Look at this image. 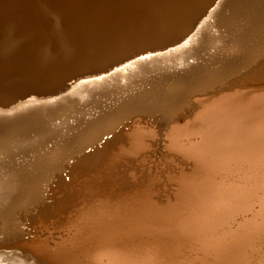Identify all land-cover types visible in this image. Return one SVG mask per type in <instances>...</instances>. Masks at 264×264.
Masks as SVG:
<instances>
[{
    "label": "bare ground",
    "instance_id": "1",
    "mask_svg": "<svg viewBox=\"0 0 264 264\" xmlns=\"http://www.w3.org/2000/svg\"><path fill=\"white\" fill-rule=\"evenodd\" d=\"M4 1L1 18L16 13L29 36L41 34L33 73L39 84L29 90L44 94L87 73L89 64L100 65L106 55L114 64L132 52L174 41L214 0H37L33 14L25 9L27 0ZM20 39H9L2 53H12ZM58 55L68 63L75 58L74 63L67 69L51 66ZM17 60L10 68L22 67ZM29 61L28 69L33 57ZM255 84L249 92L211 88L212 94L193 100L191 120L188 110L168 122L166 135L190 155L177 156L180 180L171 184L170 193L175 205L159 206L171 199L169 192L157 191L149 164L163 143L134 118L126 132L107 141L109 147L121 146L103 155L104 165L95 169L83 192L68 196V226L40 231L44 240L37 252L52 264H264V92ZM14 94L0 97L10 100ZM123 143L138 150L129 154Z\"/></svg>",
    "mask_w": 264,
    "mask_h": 264
},
{
    "label": "rangeland",
    "instance_id": "2",
    "mask_svg": "<svg viewBox=\"0 0 264 264\" xmlns=\"http://www.w3.org/2000/svg\"><path fill=\"white\" fill-rule=\"evenodd\" d=\"M1 1L6 6V1ZM35 1L27 0L25 5L31 14ZM19 17L16 13L0 17V93L15 92L10 100L0 97V264H52L37 252L44 240L40 231L68 226V196L83 192L111 148L121 146L109 147L107 141L126 132L134 118H141L148 133L163 143L152 153L149 164L157 191L169 192L166 198L171 199L170 204L159 201L164 208L177 203L170 194L171 184L180 180L177 156H190L166 135L168 122L189 111L191 120L193 100L212 94L211 88L247 92L256 83L254 86H261L264 92V0H214L195 18L190 30L174 41L132 52L114 64L106 55L100 65L89 64L83 71L87 73L44 94L29 90L39 84L33 73L41 34L29 36ZM14 35L21 38L20 45L5 55V43ZM31 57L28 69L25 66L30 65ZM19 58L15 63L22 67L10 68L8 64ZM73 61L68 63L58 55L51 66L67 69ZM184 120H179L180 127ZM123 144L129 154L138 150L130 143Z\"/></svg>",
    "mask_w": 264,
    "mask_h": 264
}]
</instances>
